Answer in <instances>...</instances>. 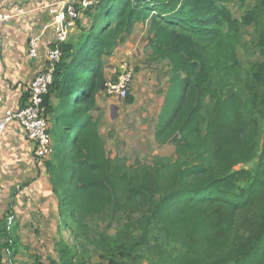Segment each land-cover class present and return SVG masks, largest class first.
Here are the masks:
<instances>
[{
	"label": "trees",
	"instance_id": "trees-1",
	"mask_svg": "<svg viewBox=\"0 0 264 264\" xmlns=\"http://www.w3.org/2000/svg\"><path fill=\"white\" fill-rule=\"evenodd\" d=\"M230 1L94 0L89 29L59 44L43 102L56 124L44 164L57 233L92 243L105 264H139L146 251L158 254L156 264H264V0H236L239 17ZM136 23L148 25L147 61L169 67L154 137L174 156L133 166L108 156L90 110L103 82L116 78L105 79L104 59ZM247 26L259 59L244 65L237 47ZM124 101L133 102L129 91ZM96 215L119 218L113 234L90 237ZM13 216L9 209L0 219V262L10 264L20 241ZM57 246L60 262L51 264H89L63 238Z\"/></svg>",
	"mask_w": 264,
	"mask_h": 264
},
{
	"label": "crops",
	"instance_id": "crops-1",
	"mask_svg": "<svg viewBox=\"0 0 264 264\" xmlns=\"http://www.w3.org/2000/svg\"><path fill=\"white\" fill-rule=\"evenodd\" d=\"M69 0H0V11L12 15L1 31L0 44V118L7 109L18 110L27 97L28 85L34 75L43 67L45 62V51L51 47L55 33L52 27V20L55 11ZM233 1V0H231ZM238 3V2H237ZM228 5V4H227ZM240 6V4L238 3ZM244 10V8H241ZM141 23H136L132 30V35L122 45L114 50L113 54L105 60L104 76L108 79L114 72L115 65L112 64L120 59L129 63L138 60L139 51H130L134 32L138 31ZM89 29V21H82L80 26L75 24L69 27L68 38L70 39L73 30ZM31 36H39V56L36 59L28 55V40ZM243 36L241 37V42ZM134 46H132L133 48ZM125 49V50H122ZM127 56L126 57H124ZM131 61V62H130ZM118 65V64H117ZM116 68V67H115ZM111 69H113L111 71ZM96 102L93 111L98 113V108L105 104ZM57 99L50 96V105L55 106ZM49 133L52 128H56L54 115L48 113ZM94 120L97 123L95 116ZM105 115H102L104 120ZM98 132L99 131L97 123ZM51 135V134H50ZM52 137V135H51ZM103 139V138H102ZM54 148V141H53ZM52 160V154L45 159H38L35 156V145L27 138L22 127L16 121L8 123L0 134V219L6 216L9 209H12L14 221L21 228L20 221L24 223L34 222L33 231L39 233L40 222L54 217V222L58 224V198L54 193L49 175L45 167V161ZM22 213V215H21ZM22 216L21 220L19 216ZM28 220V221H26ZM14 228V227H13ZM18 233V227L15 229Z\"/></svg>",
	"mask_w": 264,
	"mask_h": 264
},
{
	"label": "rangeland",
	"instance_id": "rangeland-1",
	"mask_svg": "<svg viewBox=\"0 0 264 264\" xmlns=\"http://www.w3.org/2000/svg\"><path fill=\"white\" fill-rule=\"evenodd\" d=\"M91 1L94 2V0ZM228 6L236 17H239L243 12L236 0L230 1ZM88 7L78 8L81 11L80 19L82 21L90 22L91 20L90 15L86 14ZM77 31V29L73 30L74 34H72L71 38L78 36ZM243 32V41L237 47V54L243 64L247 65L248 62L259 59V55L256 48L250 43L253 36L252 26L245 27ZM131 35L132 33L127 39ZM130 42L132 45L128 49L132 52H135V49L139 51L138 60L130 63L134 71V78L129 87V94L133 96V102L126 103L124 97L120 99L117 96H104L103 93H100L97 95L98 101L101 100L105 104L101 102L103 109L98 108V113L95 109L92 114L97 120L108 156L110 158H123L127 164L134 166L138 163L151 164L153 159L159 156L173 157L174 146L170 143L159 144L154 137L158 114L168 88V64L163 60L147 61L150 54V49L147 45L148 25L141 24L139 30L134 32V37L130 39ZM132 46L134 47L132 48ZM124 57L127 58L125 55ZM121 58L123 57L119 55L117 60H113L112 64H116V68H113L114 72L111 76L115 75L114 73L121 63L117 62ZM75 98L73 97L72 100L74 101ZM73 101L69 104L70 111H73ZM102 115H105L104 120ZM261 124L263 126L264 121ZM54 133L55 128H52L50 131L52 141ZM69 142L71 143L70 138ZM254 162L255 160L253 159L244 166L252 167ZM21 215L19 216L20 220L22 219ZM39 216H37L38 219ZM38 219L30 223L20 221L21 228H19L20 225L18 226L20 241L18 251L13 256L14 262L12 264H51L50 261L59 263L57 242L61 238L71 246L75 245L74 254L76 261L85 260L89 264H105L107 262L104 252H101L92 243L85 244L82 247L78 246L75 240L72 239L68 229L63 230L64 237L58 235L54 217L40 222L39 233L33 231L34 224L38 223ZM118 220V217L110 218L104 215L91 217L88 223L90 226V237H96L100 232L113 234L117 228ZM2 253L5 255V252ZM157 257V253L146 251L145 257L139 264H156L158 262ZM5 260L4 258L0 264H10Z\"/></svg>",
	"mask_w": 264,
	"mask_h": 264
},
{
	"label": "built area",
	"instance_id": "built-area-1",
	"mask_svg": "<svg viewBox=\"0 0 264 264\" xmlns=\"http://www.w3.org/2000/svg\"><path fill=\"white\" fill-rule=\"evenodd\" d=\"M86 8L92 3L91 0H69L60 9L55 11L52 20V27L55 33L53 46L45 51V62L43 67L34 75L28 85L27 97L24 104L16 111L7 109L0 118V134L3 133L6 125L16 121L22 127L28 139L35 145V156L38 159H45L53 152L52 138L49 133L48 115L43 105L44 96L52 83L55 66L60 60L61 51L59 44L68 38L69 27L74 25L81 17V11L76 7ZM12 17L11 14L0 11V44L1 31L5 24ZM28 55L36 59L39 56V36H31L28 40ZM115 79H108L103 82L102 90L108 96H117L120 99L125 97L133 80V68L122 61L115 71Z\"/></svg>",
	"mask_w": 264,
	"mask_h": 264
},
{
	"label": "water",
	"instance_id": "water-1",
	"mask_svg": "<svg viewBox=\"0 0 264 264\" xmlns=\"http://www.w3.org/2000/svg\"><path fill=\"white\" fill-rule=\"evenodd\" d=\"M101 88H102V86H101Z\"/></svg>",
	"mask_w": 264,
	"mask_h": 264
}]
</instances>
